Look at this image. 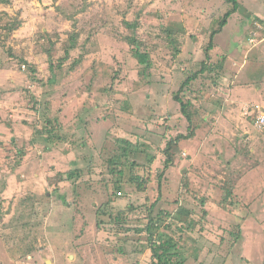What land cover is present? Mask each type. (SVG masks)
<instances>
[{"label":"rangeland","instance_id":"374dc122","mask_svg":"<svg viewBox=\"0 0 264 264\" xmlns=\"http://www.w3.org/2000/svg\"><path fill=\"white\" fill-rule=\"evenodd\" d=\"M238 2L214 34L231 2L0 0L4 264H29L31 254L36 264H70L73 251L80 264L88 257L91 264H111L107 257L151 264V250L139 254L133 244L146 234L122 235L110 217L97 216L109 200L105 185L121 178L125 163L148 166L151 183L137 196L128 190L133 212L132 200L119 201L134 221L123 225L141 227L135 220L163 210L178 251H187L183 264H264V130L243 109L264 105V0ZM166 39L181 43L179 54ZM210 42L212 62L223 67L195 80L193 92L206 87L207 110L167 167V142L191 132L173 93L206 60ZM137 49L150 55L144 64ZM46 126L59 133L48 151L39 134ZM180 209L192 215L176 217ZM120 239L131 241L120 247L128 255Z\"/></svg>","mask_w":264,"mask_h":264},{"label":"trees","instance_id":"16d2710c","mask_svg":"<svg viewBox=\"0 0 264 264\" xmlns=\"http://www.w3.org/2000/svg\"><path fill=\"white\" fill-rule=\"evenodd\" d=\"M225 1L231 2L233 4V8L229 10L228 13L225 14L224 18L220 22V27L218 28V30L214 31V34H219L220 32H222V29L226 26L228 22V18L231 16V14H233V12L236 11V9L239 6L238 0H225ZM252 18L254 20L256 19L259 21L261 20L259 17H255V16H252ZM21 22L22 21H18L17 23L11 25L10 31H13L17 27H19L21 25ZM127 24L130 25V23H127ZM172 31L174 30L172 29ZM75 41L76 40L73 38L72 39L73 43L71 45L72 47L75 46ZM165 45L172 47V49H175L176 54L180 53L179 45H181V43L177 39L176 40L166 39ZM214 47L215 46L213 45L212 42L207 44V47L205 48V53L207 55L206 60L202 61V64H200V68H191L190 72L188 73V77L185 79L181 88L178 91L173 93V97L175 101L180 104V114L183 115L188 120L189 130L191 132L188 134L180 133L175 138H172L169 142H167V147L164 150L167 156V159L165 161V164L167 167H169L170 163L174 164L175 156L179 154V150H180L179 147L181 146L180 143H182L183 140H186L188 138H193L195 136V131L197 130V125L195 123L196 118H198V121L199 119L200 121H202L203 120L202 116L204 115V111L207 110L206 107H204V105L201 102V99H203L202 93L206 87L202 86L200 89H197V91H194V92L192 88L195 86L194 82L197 78H200V76H203L204 78L206 77V75L204 74L207 71H212V72L214 71L218 72L219 70L221 71L223 64L216 65L214 64V62H212L213 57H212L211 52L214 49ZM154 48L157 49V47H154ZM136 52L141 55L140 62L142 64H144L145 61L149 60L150 55L148 53H141L138 49L137 51H135V53ZM65 58L66 57L62 59L65 60ZM63 60L60 59L59 63L63 62ZM23 61L26 62L25 59H23ZM59 66H61V64ZM145 69H149V67H146ZM210 79L213 80L214 84H217V85L220 84L221 79H219V77L218 78L210 77ZM108 91H111V90L108 89ZM49 121L50 120H48L47 123H50ZM39 134H40V137H43L45 139L46 143L48 142V145H45V150L47 151L51 149L53 143H55L54 139L57 138V136L59 135L58 132L54 131V128L52 130H49L47 126L41 129V131H39ZM126 151L127 150L125 151L122 150V153L116 156V159L119 160L120 158L125 157L124 153ZM116 161L112 160V163H115ZM114 168H117V167H114ZM114 168L112 169V173L116 172L114 171L116 170ZM148 168H149L148 166L141 167L133 163H128V164L125 163L124 167L118 170L121 175V178L117 180L113 179L112 180L113 182L111 181L105 185L106 193H107L109 200L107 203H104L102 206H100V209L97 212L98 213L97 216L99 219L105 216L110 217L111 218L110 222L117 224L118 226H120V230L121 229L123 230L122 235L124 234L130 235L132 233L135 235L146 234L147 239L145 240V242L144 241H136V242L134 241L133 244L136 246L135 247L136 252H138L139 254H144L146 251V248L147 249L149 248L151 250L152 258H153V261L151 264H183L185 261L183 256L187 253V251L185 249H183L182 253L178 251L177 246L180 245L179 242L176 240L174 235L169 232L170 227L168 225H163V222L165 220L163 210L158 214L157 217H154V215L150 213L148 215V218H138L137 220H135L143 225L141 227L136 226L135 228H131V227H126L125 225H123V223L125 224L134 223V221L127 220V218L125 217L127 208L120 207L122 206L120 202L123 200L127 201V199H130L129 201L131 200L132 201L130 203L131 206H130V209H128V212L135 209L134 207L136 206L133 201V199H135V195L137 196V194H143V192L146 191L147 188L149 187L148 185L151 183V179H150L151 174L149 171L148 172L146 171ZM72 176L74 175L72 174ZM55 179L56 178L51 179L50 177H47V180L50 184L54 183L53 181ZM131 187L134 188V192H135L134 196L130 195V192H128V190ZM231 192H232L231 188L230 190H228V192H226L227 202L229 200ZM202 201L204 200L202 199ZM202 208L205 211L204 214H208L207 210L204 209V206H202ZM185 209H187L186 206H185ZM185 209H180V211L176 213V217H179L182 214H188V217H190V215H192V212L190 214V211H186ZM167 214L170 215L171 213L170 214L167 213ZM102 222L106 223V221L103 219H102ZM200 225H202V223H200ZM165 227L166 229H168L167 231L166 229H164ZM202 229H204L203 225L201 226L200 230ZM130 242L131 241L129 240L120 239V241H118V245H119L118 248L130 244ZM120 250H122L121 252L123 254H127V255L129 254L125 248H120Z\"/></svg>","mask_w":264,"mask_h":264},{"label":"built area","instance_id":"2783aa9c","mask_svg":"<svg viewBox=\"0 0 264 264\" xmlns=\"http://www.w3.org/2000/svg\"><path fill=\"white\" fill-rule=\"evenodd\" d=\"M244 115L251 117L254 121V126L260 131L264 130V105L250 104L244 106Z\"/></svg>","mask_w":264,"mask_h":264},{"label":"crops","instance_id":"0c3cea01","mask_svg":"<svg viewBox=\"0 0 264 264\" xmlns=\"http://www.w3.org/2000/svg\"><path fill=\"white\" fill-rule=\"evenodd\" d=\"M70 251H68V253H69ZM2 253H3V251H2ZM5 253H7V249L5 250ZM40 253V252H39ZM62 253H66L67 254V252H62ZM4 254V253H3ZM71 254L72 255H70L69 254V260H72V258L74 257V261H70L72 264H76L78 261H80V259H78V257H79V255H78V253H76V251H73V252H71ZM37 255V254H36ZM62 255V254H61ZM64 255V254H63ZM62 255V256H63ZM34 255H29L28 257H27V259H28V261H29V264H30V262H32L31 264H36L35 262H34ZM36 259V258H35ZM120 261H121V263H120V261L119 262H116L114 259H110V257L108 258L107 257V261L108 262H110L111 264H123L122 262H125V260H124V258H118ZM22 260H24V258L23 259H21V260H19L20 261V263H22ZM84 261H87L89 264H91V257H88V260L86 259H84L83 258V262ZM13 262H15L14 264H16V261H14L13 260ZM75 262V263H74ZM114 262V263H113ZM70 263V264H71ZM0 264H4V261H2V260H0ZM37 264H40V263H37ZM45 264H58V263H56L55 261H49V259H46V261H45ZM77 264H80L79 262L77 263Z\"/></svg>","mask_w":264,"mask_h":264}]
</instances>
